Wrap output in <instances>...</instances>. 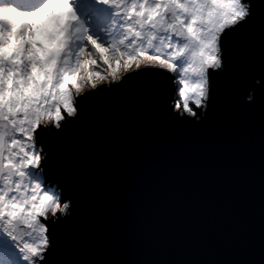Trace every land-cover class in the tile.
Wrapping results in <instances>:
<instances>
[{"label":"snow or ice","instance_id":"1","mask_svg":"<svg viewBox=\"0 0 264 264\" xmlns=\"http://www.w3.org/2000/svg\"><path fill=\"white\" fill-rule=\"evenodd\" d=\"M46 2L0 0V9L28 15ZM69 7L74 19L60 58L67 56V75L80 68L79 88L68 83L67 99L58 90L53 98L56 78L28 108L16 109L12 98L0 106V264H103L80 253L105 227L115 158L131 148L165 174L175 139L209 132L225 110L259 105L264 123V0H69ZM88 56L91 82L80 64ZM3 67L6 75L7 61ZM20 71L27 75L26 64ZM257 77L251 105L243 104Z\"/></svg>","mask_w":264,"mask_h":264},{"label":"water","instance_id":"2","mask_svg":"<svg viewBox=\"0 0 264 264\" xmlns=\"http://www.w3.org/2000/svg\"><path fill=\"white\" fill-rule=\"evenodd\" d=\"M259 85L258 77L250 81L243 104L251 105V88ZM262 145L257 105L225 110L205 134L177 137L165 174L151 156L127 149L112 161L114 175L104 186L105 227L80 257L103 264H264Z\"/></svg>","mask_w":264,"mask_h":264},{"label":"clouds","instance_id":"3","mask_svg":"<svg viewBox=\"0 0 264 264\" xmlns=\"http://www.w3.org/2000/svg\"><path fill=\"white\" fill-rule=\"evenodd\" d=\"M70 11L69 0H47L39 11L28 15L0 9V18L3 20L0 25L3 28L0 31V84L5 86V91L0 92V106L12 98L16 109H26L36 98L48 94L52 81L56 78L61 82L57 89H53V98L58 90L59 98L66 100L65 85L68 83L72 84L73 89L79 88L77 78L80 68L77 67L69 76L66 72L67 56L60 58L65 47L66 22L74 19L68 15ZM97 51L103 54V49L98 46ZM5 61L10 66L6 75L3 67ZM91 63L94 61L90 56L80 61L85 69L84 76L89 82L96 75L87 71V65ZM24 64L27 66L26 76L20 71V66ZM13 77H16L18 87L15 91H9L13 85Z\"/></svg>","mask_w":264,"mask_h":264}]
</instances>
